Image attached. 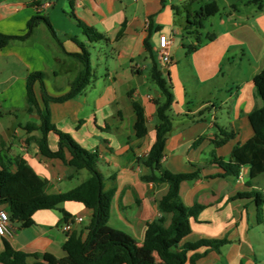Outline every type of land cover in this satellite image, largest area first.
<instances>
[{"label": "crops", "instance_id": "1", "mask_svg": "<svg viewBox=\"0 0 264 264\" xmlns=\"http://www.w3.org/2000/svg\"><path fill=\"white\" fill-rule=\"evenodd\" d=\"M212 1L218 7L221 2H228L74 0L71 8L69 0H0V33L21 36L35 16L47 19L54 32L53 35L39 21L27 38L10 40L0 49V155L10 162L22 157L47 181V193L65 192L83 181L66 190L60 186L64 180H73L78 175L69 178L68 169L61 161L45 159L38 152L35 138L40 136V131L32 126L37 128L40 119L36 113L26 111L25 93V80L33 72L44 74L47 94L59 96L67 92L82 68L71 55L80 53L79 44L83 45L90 57L91 80L75 97L49 103V119L82 148L97 151V168L103 176L104 190L113 191L107 225L125 233L140 247L148 223L160 220V227L166 229L173 217L172 213H161L158 209L168 187L147 183L142 178L147 173L142 159L155 142V101L162 99L150 76L154 59L163 78L171 83L174 96L168 111L172 129L165 142L162 166L172 173H199L179 186L185 206L202 207L190 219L191 233L181 244L225 241L218 248L209 245L189 251L185 264H264V174L251 179L245 166L236 176H223V171L213 162V156L227 160L237 144L252 137L248 114L260 106L252 89V105L240 100L238 89L224 98L216 95L220 92L215 81L218 61L212 55L218 52L215 44L222 38V32H213L215 38L209 41L210 47L201 42L189 55L183 47L196 43L195 35L185 33L188 14ZM70 13L104 39L88 40ZM233 17L227 14L229 20ZM220 22L226 24L223 19ZM203 30L202 23L201 35ZM161 35L169 42L168 65L161 64L157 57ZM145 39L153 58L145 51ZM232 45L231 42L227 48ZM201 52L206 53L205 64L197 57ZM185 62L197 73L193 77L198 89L203 91L196 105L184 88L181 67ZM199 69L213 72L202 76ZM57 81L64 86H56ZM33 91L43 109L38 82L34 83ZM229 101L233 102L230 106ZM134 104L142 108L145 118L147 133L142 139L135 137L133 129ZM221 131L231 133L232 137L216 146ZM47 143L55 151L57 136L48 133ZM11 170H15L13 164ZM253 193L263 200L260 211L253 196H238ZM61 206L71 218L81 219L69 232L63 231L62 215L58 211L39 210L33 214L34 224L28 228L10 222L8 233L0 235V253L6 240L16 251L64 257L62 245L67 235L80 232L88 224L91 212L80 203L65 202ZM0 211L6 212V206L0 205ZM147 259L161 264L154 254H149ZM28 261L32 263L33 259Z\"/></svg>", "mask_w": 264, "mask_h": 264}, {"label": "trees", "instance_id": "2", "mask_svg": "<svg viewBox=\"0 0 264 264\" xmlns=\"http://www.w3.org/2000/svg\"><path fill=\"white\" fill-rule=\"evenodd\" d=\"M71 8L74 0H69ZM261 8V6H260ZM219 13V7L215 1L202 5L198 10L189 13L185 26L186 34L195 35V44H184L186 55L191 54L201 44L202 23L208 18ZM71 16L74 17L72 13ZM77 25L90 41H99L104 36L92 27L86 26L74 17ZM42 21L50 32H54L47 19L32 17L26 26V31L21 36H10L0 33V49L5 47L10 40L27 38L37 22ZM214 34H207L206 40H214ZM80 53L73 54L81 63V70L70 83L67 92L59 96L47 94L43 84L44 74L41 72L30 73L25 80L26 111L36 113L40 124L32 126L33 130H39L40 136L35 138L38 152L49 160H59L67 167L69 178L78 175L80 171L87 172L85 178L74 188L58 193H47V181L41 178L20 156L11 162L6 161L0 155V205H5L9 222H18L20 228H28L34 224L32 216L39 210H56L62 215L63 223L71 219V215L61 206L65 202L82 204L88 209L90 219L88 224L80 232H72L67 235L62 245L64 257L57 258L50 253H25L14 250L10 244L3 240L4 250L0 253L1 264H156L147 259L149 254H154L161 264H185L187 253L201 247L214 245L216 248L225 244L224 240H200L192 244H181L191 233L190 219L201 210V206L195 204L185 206L179 196V186L183 181L193 180L198 172L172 173L162 166L165 142L172 129V121L168 114L174 102L172 85L163 78L162 71L155 60L150 70L151 80L162 95L161 100L155 101V142L147 155L142 159V165L147 173L142 176L147 183L166 185L167 193L161 199L158 209L161 213H172L173 217L169 226L162 229L160 220L148 223L145 230L144 241L139 247L135 241L125 233L108 227L110 205L113 196L112 190H104V180L97 168L98 153L90 152L77 144L68 134L59 131L49 119L48 104L61 103L80 94L89 84L92 77L90 57L83 45H80ZM144 48L150 58H153L148 39L144 40ZM38 82L41 86L43 109L38 105L33 91V85ZM252 84L255 92L261 100V106L248 114V122L253 135L243 144H237L231 151L227 160L213 156V162L223 171V176H236L242 167L249 168V176L254 179L264 174V69L257 73ZM136 120L133 126L135 137L142 139L146 133L145 118L142 108L138 104L133 105ZM57 136V149L51 151L47 143L48 133ZM221 139L215 141L216 146L224 144L232 137L231 133L221 131ZM15 170H11V165ZM239 197L253 196L258 211L263 200L257 193L239 194ZM29 259H33L29 263Z\"/></svg>", "mask_w": 264, "mask_h": 264}, {"label": "rangeland", "instance_id": "3", "mask_svg": "<svg viewBox=\"0 0 264 264\" xmlns=\"http://www.w3.org/2000/svg\"><path fill=\"white\" fill-rule=\"evenodd\" d=\"M228 13L234 15L231 20L227 18ZM220 19H223L226 24H222ZM203 25L202 44L206 42L209 47L212 45L206 40L207 34H213V32H222L223 34L222 38L215 44L219 47L218 52L212 55L218 61V74L215 81L217 87L220 88V92L217 94L215 92V94L219 98H224L229 96V92L235 94L236 89H238L240 100H246L248 104L252 105L254 99L251 95L250 89H252L258 106H261V100L256 94L254 86L253 84L250 86L249 82L264 69V0H228L227 3L221 2L219 13L214 18L205 20ZM231 42L233 45L227 48ZM90 51L94 53V51ZM197 57H200L203 64H205L206 53L201 52ZM198 72L204 76L213 71L205 73L204 69H199ZM193 74L197 75L196 72H192L187 62H185L181 67L184 88L196 105L203 91L198 89ZM174 82L177 84L176 81ZM56 86L62 87L64 83L57 81ZM233 98L234 96H232ZM232 103V101H229L228 106ZM235 105H238L237 101ZM15 151L18 150L15 149ZM87 176V172L82 170L75 179L64 180L60 186L63 190H66V188L75 186Z\"/></svg>", "mask_w": 264, "mask_h": 264}, {"label": "built area", "instance_id": "4", "mask_svg": "<svg viewBox=\"0 0 264 264\" xmlns=\"http://www.w3.org/2000/svg\"><path fill=\"white\" fill-rule=\"evenodd\" d=\"M147 25L148 23H146V26ZM168 48H169L168 40L163 35H161L159 37L157 57L160 63L163 65H168L170 63ZM80 221H81L80 218L69 219L67 222L63 223V226H62L63 231L69 232L72 229L74 223L80 222ZM9 225H10V222H9L7 213L5 211H0V235H5L8 233Z\"/></svg>", "mask_w": 264, "mask_h": 264}, {"label": "water", "instance_id": "5", "mask_svg": "<svg viewBox=\"0 0 264 264\" xmlns=\"http://www.w3.org/2000/svg\"><path fill=\"white\" fill-rule=\"evenodd\" d=\"M165 71V70H164Z\"/></svg>", "mask_w": 264, "mask_h": 264}]
</instances>
